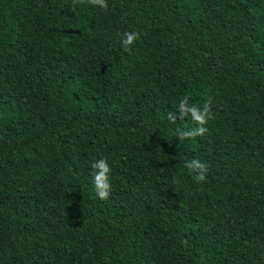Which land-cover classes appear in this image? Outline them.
Segmentation results:
<instances>
[{
  "label": "trees",
  "instance_id": "1",
  "mask_svg": "<svg viewBox=\"0 0 264 264\" xmlns=\"http://www.w3.org/2000/svg\"><path fill=\"white\" fill-rule=\"evenodd\" d=\"M107 3L0 0V264H264V0Z\"/></svg>",
  "mask_w": 264,
  "mask_h": 264
},
{
  "label": "clouds",
  "instance_id": "2",
  "mask_svg": "<svg viewBox=\"0 0 264 264\" xmlns=\"http://www.w3.org/2000/svg\"><path fill=\"white\" fill-rule=\"evenodd\" d=\"M76 2H83V0H73ZM88 3L93 5H98L101 8L107 10L108 3L107 0H88ZM122 44L126 51L129 50V45H132L133 42L139 38V33L136 32H125L122 34ZM212 100L209 97L208 100L203 104L201 108L192 105L189 106L188 97L185 96L181 99L178 105L179 116L183 119L185 116L191 114V118L199 126L194 130L190 131H180L178 130V136L180 139L192 138L196 136H203L208 129L204 126L207 124L209 119H214V114L211 111ZM169 119L173 122L176 120V116L172 113L168 114ZM93 172L91 173L94 177L93 184L96 189V193L100 199H107L110 195L111 183L109 180V173L111 171L106 158H101L96 162H93L91 165ZM185 167L190 171L197 173L195 179L199 182H202L206 179V173L208 172V167L206 163L201 162L198 159H193L190 162L185 163Z\"/></svg>",
  "mask_w": 264,
  "mask_h": 264
}]
</instances>
